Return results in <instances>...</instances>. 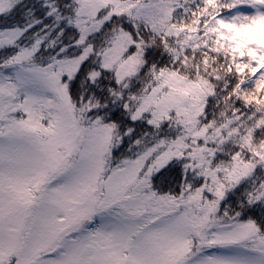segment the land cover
<instances>
[{
  "label": "snow or ice",
  "instance_id": "1",
  "mask_svg": "<svg viewBox=\"0 0 264 264\" xmlns=\"http://www.w3.org/2000/svg\"><path fill=\"white\" fill-rule=\"evenodd\" d=\"M0 264H264V0H0Z\"/></svg>",
  "mask_w": 264,
  "mask_h": 264
}]
</instances>
